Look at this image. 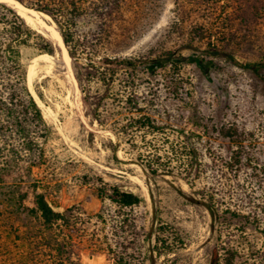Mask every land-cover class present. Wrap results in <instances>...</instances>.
I'll return each mask as SVG.
<instances>
[{
	"label": "rangeland",
	"instance_id": "obj_1",
	"mask_svg": "<svg viewBox=\"0 0 264 264\" xmlns=\"http://www.w3.org/2000/svg\"><path fill=\"white\" fill-rule=\"evenodd\" d=\"M103 1L112 20L108 33L115 39L108 45L89 40L97 55L151 60L174 52L194 55L202 60L201 65H169L166 72L160 70L153 77L141 67L137 71L121 68L114 86L121 100L116 110L123 112L120 125L128 123L125 114L139 116L136 109H131L133 114L127 110L136 107L152 116L154 127H136L130 135L120 132L117 139L94 122L92 135V117L87 114L82 88L87 85L95 92L103 90L102 84L96 80L81 84L76 68L77 72L85 69L70 56L66 62L62 48L47 30L34 26L56 47L54 54L43 53L52 56L50 60L35 64L31 84L27 74L28 86L52 130L44 145L43 164H13L11 173L0 181V264H20L29 252L31 246L23 232L30 217L20 203L26 194L23 203L34 207L37 193L44 194L55 211L83 207L90 214L85 217L88 237L75 249L81 264H114L107 253L93 251L89 241H105L106 237L113 241L114 219L105 224L95 216L102 210L115 211L107 198H100L112 187L146 198L145 204L130 212L140 229V251L135 257L142 264H210L215 241L210 238L208 209L191 201L194 195L183 179L154 175L141 164L153 152L170 155L171 146L181 144L186 136L194 137L199 148L196 188L212 193L221 211L238 210L257 217L250 220L246 237L262 245L264 0ZM42 19L57 30L52 18ZM96 25L89 14L78 24L77 33H98ZM215 48L233 60L213 55ZM80 63L84 65V60ZM257 63L261 67L253 70L251 66ZM237 150L241 156H234ZM172 166H178L177 162ZM232 224L235 236L239 232L237 224ZM153 229L166 240V250L155 261L149 256L147 238ZM230 238L223 232V241ZM258 263L264 264V260Z\"/></svg>",
	"mask_w": 264,
	"mask_h": 264
},
{
	"label": "trees",
	"instance_id": "obj_2",
	"mask_svg": "<svg viewBox=\"0 0 264 264\" xmlns=\"http://www.w3.org/2000/svg\"><path fill=\"white\" fill-rule=\"evenodd\" d=\"M16 1L53 19L74 64L85 69L84 72H77L76 68V77L81 84H89L95 80L102 84L103 90L95 92L87 85L82 88L87 114L92 117V135L96 131L93 128L94 122L98 123L103 132H112L117 139L120 132L130 135L133 128L154 127L152 116L144 108L136 107H128L127 110L130 114L136 111L139 116L134 118L125 114L128 123L120 125L123 112L116 110L121 100L114 86L121 68L128 67L137 71L141 67L153 77L160 70L166 72L169 65L183 62L201 65L202 60L194 55L177 56L174 52L164 53L151 60L123 58L109 53L97 55L96 50L90 48L89 40L108 45L115 39L108 33L112 20L108 18V12L104 11L103 0ZM109 1L116 3V0ZM89 14L94 16V22L100 31L80 36L77 33L78 24ZM55 48L54 42L29 25L15 8L0 1V181L11 173L13 164L27 161L30 167H34L46 160L44 145L52 128L28 86L27 74L32 58L43 53L54 54ZM90 49L94 52L89 53ZM212 54L233 60L229 54L218 48ZM81 59L84 60V65L80 63ZM208 64L213 62L209 61ZM251 67L258 70L261 65L257 63ZM39 95L43 99L42 94ZM193 139L194 137L186 136L181 144L172 145L170 155L153 152L148 162L141 163L143 168L154 175H171L183 179L195 196L191 201L208 209L211 216L210 238L215 241L210 264H259V260H264V242L259 245L255 240L246 237L250 220H256L257 217L238 210L221 211L215 206L212 193L196 188V179L199 177V148ZM118 144H115L114 149ZM240 153L237 150L233 154L241 156ZM174 161L178 166H172ZM105 193L100 198H107L116 209L113 213L102 210L95 216L105 224L109 219H114L111 238L113 241H109L108 237L105 241L90 238L93 251L107 253L114 264H142V259L135 257L140 251V229L130 212L145 204L146 198L142 193L122 190L119 187H112ZM24 195L20 206L29 215L30 223L23 233L31 248L20 264H81L75 249L88 237L85 217H90V214L83 207L55 211L42 193L35 195V206L29 208L23 203ZM232 222L237 224L239 232L235 236ZM225 231L232 236L226 242L222 240ZM147 238L150 242L149 256L155 261L166 250V240L155 229L148 233Z\"/></svg>",
	"mask_w": 264,
	"mask_h": 264
},
{
	"label": "bare ground",
	"instance_id": "obj_3",
	"mask_svg": "<svg viewBox=\"0 0 264 264\" xmlns=\"http://www.w3.org/2000/svg\"><path fill=\"white\" fill-rule=\"evenodd\" d=\"M0 1L1 2H5V3L9 4L10 6H12L13 8H15L16 11L20 14V16H22L26 20V22L29 25H31L33 28L37 24L42 25L47 30V32L49 33V35L62 48L63 58L65 59V61L66 62H69L70 57H69L68 52L66 50V47L64 45V41H63L62 36L60 35V33L57 30L54 29L53 26H50L51 25L50 23H49L50 25H47L46 22L42 19V17H43L44 19H50V20H52L50 16H48L47 14L42 13V12H37L35 10L28 9L25 6H22L21 4H19L18 2H16L15 0H0ZM49 22H52V21H49ZM35 28H37V27H35ZM51 58H52V56H50L48 54H41V55L35 57V59L32 60L33 63H32V65H30V67L28 69V81H29L30 84L32 82L33 76H35V64L39 60L48 61ZM39 65L41 66V64H39ZM42 67H43V65H42ZM137 181H138V178H137Z\"/></svg>",
	"mask_w": 264,
	"mask_h": 264
},
{
	"label": "water",
	"instance_id": "obj_4",
	"mask_svg": "<svg viewBox=\"0 0 264 264\" xmlns=\"http://www.w3.org/2000/svg\"><path fill=\"white\" fill-rule=\"evenodd\" d=\"M16 1V0H15ZM16 2H18V1H16ZM19 3V2H18ZM19 4H21V3H19ZM22 5V4H21ZM23 6V5H22ZM29 9V8H28ZM33 10V9H32ZM49 16V15H48Z\"/></svg>",
	"mask_w": 264,
	"mask_h": 264
}]
</instances>
